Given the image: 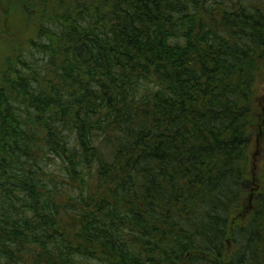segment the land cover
Listing matches in <instances>:
<instances>
[{
	"label": "trees",
	"instance_id": "trees-1",
	"mask_svg": "<svg viewBox=\"0 0 264 264\" xmlns=\"http://www.w3.org/2000/svg\"><path fill=\"white\" fill-rule=\"evenodd\" d=\"M263 82L264 0H0V264H264Z\"/></svg>",
	"mask_w": 264,
	"mask_h": 264
},
{
	"label": "rangeland",
	"instance_id": "rangeland-1",
	"mask_svg": "<svg viewBox=\"0 0 264 264\" xmlns=\"http://www.w3.org/2000/svg\"><path fill=\"white\" fill-rule=\"evenodd\" d=\"M257 95L261 101V107L264 115V82L259 85ZM263 122L258 126L259 130L257 129L254 132V136L252 138V143L250 147V152L253 155V160L255 163L254 168H257V171H258V166L260 164L259 163L260 160L264 158V123Z\"/></svg>",
	"mask_w": 264,
	"mask_h": 264
}]
</instances>
